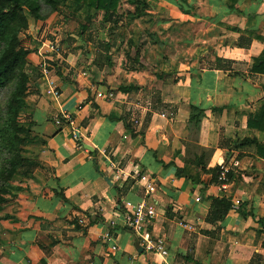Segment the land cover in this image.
Segmentation results:
<instances>
[{"label": "crops", "instance_id": "1", "mask_svg": "<svg viewBox=\"0 0 264 264\" xmlns=\"http://www.w3.org/2000/svg\"><path fill=\"white\" fill-rule=\"evenodd\" d=\"M152 1L166 13L153 19L160 46L117 81L137 86L128 92L50 74L59 94L48 93L34 66L45 47L32 42L43 168L22 222L0 221V264H264V130L248 125L264 104V0ZM191 105L204 109L197 123ZM63 112L72 124L55 123ZM142 202L165 255L124 224L126 203Z\"/></svg>", "mask_w": 264, "mask_h": 264}, {"label": "rangeland", "instance_id": "2", "mask_svg": "<svg viewBox=\"0 0 264 264\" xmlns=\"http://www.w3.org/2000/svg\"><path fill=\"white\" fill-rule=\"evenodd\" d=\"M35 1L39 6V17L35 18L28 9L23 8L27 27L19 32L18 37L22 45L30 50L34 43L44 47H48L49 42L58 44L57 53L37 54L38 61L34 64L41 71L48 68L55 80L59 77L74 83L81 81L98 85L114 79L116 86L133 85L124 82L118 84L117 81L130 71L144 66L138 52L148 47L150 42L160 46V41L154 37L153 19L166 13L161 6L157 8L152 0H116L114 9L108 10L94 6L88 8L83 1L77 4L73 0H54L53 3ZM32 61L27 54L23 65L28 77L27 90L25 106L20 113V121L30 125V134L21 145L22 165L5 183L6 199L0 211V221L6 220L10 225L22 222L20 220L25 216H21L33 207L35 181H38L39 169L43 168L38 149L33 146L31 105L27 100L32 76H35L32 74L34 70H30ZM37 74L42 78L40 71ZM13 83L14 78L0 92V123ZM110 91L115 97L118 90ZM20 213L22 215L18 216Z\"/></svg>", "mask_w": 264, "mask_h": 264}, {"label": "trees", "instance_id": "3", "mask_svg": "<svg viewBox=\"0 0 264 264\" xmlns=\"http://www.w3.org/2000/svg\"><path fill=\"white\" fill-rule=\"evenodd\" d=\"M76 4L86 2L87 7L114 9L116 0H73ZM53 3L54 0H46ZM232 6V4H231ZM23 8L28 9L35 17H39L35 0H0V92L8 86L14 78V83L9 91L5 112L0 123V211L5 201V183L11 179L17 168L22 165L23 157L20 155L21 145L30 134V125L20 121L27 90V74L23 71L25 56L30 49L24 47L18 34L27 27V19ZM255 69L264 63V57L256 60ZM134 85H120L117 90L121 93L128 92ZM190 120L201 116L204 109L191 105ZM195 120V123H197ZM249 126L264 130V104L256 117L248 123ZM1 218V215H0Z\"/></svg>", "mask_w": 264, "mask_h": 264}, {"label": "built area", "instance_id": "4", "mask_svg": "<svg viewBox=\"0 0 264 264\" xmlns=\"http://www.w3.org/2000/svg\"><path fill=\"white\" fill-rule=\"evenodd\" d=\"M57 48V43L49 42L48 47H45V50L42 54L57 53ZM42 73L45 76L46 81L48 82L49 89L47 90V92L55 96L58 95L59 89L56 86L54 79L50 77V70L48 68H44L42 70ZM96 94L99 97H105L107 99H112L114 97L112 91H107L105 93L97 92ZM78 108H80V106H78ZM54 121L56 124H59L61 122H67L69 124H72L74 122V117L69 112H63L61 113V115H57ZM233 163L234 165L238 164L237 161H234ZM146 188L151 191L153 189V186L152 184H148ZM126 207L127 213L124 217V224L127 229L130 230L139 240V244L142 249L148 253H158L161 255L167 254V246L165 241L161 238L152 237L150 232V226L155 216L154 207L147 206L143 202L137 203L133 206L129 203H126ZM102 238L104 241L107 242V244L110 245V248L112 250L116 249L117 246L112 243L113 238L109 232H105L102 235Z\"/></svg>", "mask_w": 264, "mask_h": 264}]
</instances>
